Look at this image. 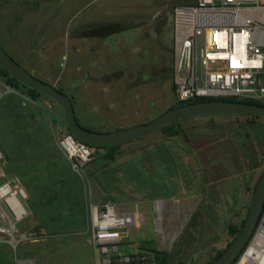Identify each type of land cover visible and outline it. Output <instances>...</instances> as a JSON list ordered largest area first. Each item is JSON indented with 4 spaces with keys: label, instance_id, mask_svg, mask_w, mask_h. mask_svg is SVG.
<instances>
[{
    "label": "rangeland",
    "instance_id": "1",
    "mask_svg": "<svg viewBox=\"0 0 264 264\" xmlns=\"http://www.w3.org/2000/svg\"><path fill=\"white\" fill-rule=\"evenodd\" d=\"M196 1L0 0V47L34 77L66 94L83 126L109 133L128 129L176 104L174 12ZM106 26L129 29L106 36ZM0 84L8 86L1 74ZM178 128L182 134L176 137L156 132L126 144L115 161L104 159L106 150H96L78 173L60 148L68 125L55 100L41 94L34 101L15 88L0 99L5 156L0 186L18 179L28 193L43 179L45 186H61L69 199L80 187L89 218L81 237L90 245L70 231L49 239L37 258L28 259L101 264L91 239L90 206L105 202L145 218L121 232L122 254L151 255L157 264L158 252L172 255L171 264H206L226 250L234 240L228 226L246 218L264 172V116L207 115L180 121ZM260 231L264 234V216ZM0 240L5 242L0 243L2 264L26 261L9 236L0 233ZM255 244L250 242L235 264H247Z\"/></svg>",
    "mask_w": 264,
    "mask_h": 264
},
{
    "label": "built area",
    "instance_id": "2",
    "mask_svg": "<svg viewBox=\"0 0 264 264\" xmlns=\"http://www.w3.org/2000/svg\"><path fill=\"white\" fill-rule=\"evenodd\" d=\"M174 55L176 103L220 98L264 102V5L260 0H197L176 7ZM13 91L0 84V99ZM60 148L78 173L93 161L95 149L72 134L62 137ZM4 161L0 149V167ZM27 199V190L18 179L0 186V233L10 237L14 249L33 240L31 235L17 234L18 224L29 216ZM90 214L91 239L102 256L101 264H155L151 255L129 256L119 251L121 232L143 224L142 214L121 212L113 202L91 205ZM262 223L263 218L251 242L264 238Z\"/></svg>",
    "mask_w": 264,
    "mask_h": 264
},
{
    "label": "water",
    "instance_id": "3",
    "mask_svg": "<svg viewBox=\"0 0 264 264\" xmlns=\"http://www.w3.org/2000/svg\"><path fill=\"white\" fill-rule=\"evenodd\" d=\"M7 2H42L47 0H3ZM0 66L26 86L55 100L64 110L68 130L79 141L93 147H115L146 138L167 126L189 118L207 115L264 116V105L235 101L209 100L172 108L155 120L136 127L110 133H100L81 126L76 118L71 99L31 73L23 69L0 47ZM264 212V172L256 187L246 221L231 245L209 264H234L243 249L252 239Z\"/></svg>",
    "mask_w": 264,
    "mask_h": 264
},
{
    "label": "crops",
    "instance_id": "4",
    "mask_svg": "<svg viewBox=\"0 0 264 264\" xmlns=\"http://www.w3.org/2000/svg\"><path fill=\"white\" fill-rule=\"evenodd\" d=\"M39 180L37 184L40 186L36 188L28 186L30 198L29 202H26V207L29 210V216L17 226L19 235L28 234L33 237V240L23 242L18 246L22 260L37 258L49 239L60 238L70 231L77 233L80 243L90 245L88 238L81 237L88 231L89 218L86 212L85 196L80 191V187L75 186L79 189L72 194V199H69L66 197L67 193L64 194L61 191V186H45L47 182L43 179ZM74 182L79 183L80 179H75ZM51 183L56 184V181ZM0 243L5 242L0 240ZM0 264H2L1 256Z\"/></svg>",
    "mask_w": 264,
    "mask_h": 264
},
{
    "label": "trees",
    "instance_id": "5",
    "mask_svg": "<svg viewBox=\"0 0 264 264\" xmlns=\"http://www.w3.org/2000/svg\"><path fill=\"white\" fill-rule=\"evenodd\" d=\"M106 31V36H110L114 33H117L119 31H122V30H127L129 29L128 27L126 28H121L120 30L119 29H116L117 27L115 26H106V27H103ZM100 29V28H99ZM102 29V28H101ZM96 32L97 31H94L93 34L96 35ZM0 74L1 76L3 77V79L5 80L6 84L15 88L17 91L19 92H22L26 95H28L31 99H33L34 101H38L39 97L41 94L43 93H40L34 89H31L30 87L26 86L25 84H23L22 82H20L19 80H17L15 77H13L10 73H8L6 70H4L1 66H0ZM62 92V91H61ZM209 100H224V101H235V102H243V103H248V104H256V105H264V102H259V101H254V100H239V99H227V98H220V99H196V100H192V101H189L187 103H176L172 108H176V107H179V106H182V105H186V104H190V103H197V102H202V101H209ZM171 108V109H172ZM249 116V115H247ZM254 118H261V116H252ZM77 118V116H76ZM77 121L78 123L83 126L80 121L78 120L77 118ZM179 122H175L169 126H167L166 128L162 129L159 131V133H163V134H166L167 136L169 137H176V136H179L182 134V130L178 128L179 126ZM255 123V122H253ZM84 128H87L89 130H92V131H95L91 128H88L86 126H83ZM99 132V131H97ZM68 133L71 134L68 130ZM100 133H109V132H100ZM126 145V144H125ZM125 145H121V146H115V147H93L96 150H106L107 151V154L106 156L104 157V159H107L108 161H115L116 160V157L119 156L121 154L120 150L122 149V147H124ZM95 154V153H94ZM94 157V155H93ZM94 160V158H93ZM258 185V183H257ZM256 185V187H257ZM256 190V189H255ZM254 196V195H253ZM250 209V207H249ZM248 216V213L246 214V218ZM263 216H264V212H263ZM262 216V218H263ZM246 218H244L240 224H230L228 226V234L233 237L234 239L238 236V234L240 233L245 221H246ZM262 220V219H261ZM252 239H250L249 243L251 242ZM234 241V240H233ZM232 241V242H233ZM231 242V243H232ZM231 243L229 244V246L231 245ZM249 243L246 245V247L243 249V251L241 252V254L244 252V250L247 248V246L249 245ZM228 246V247H229ZM225 250H221V251H218L216 253V255L214 257H212L206 264H209L211 263L212 261H214L215 259H217L220 255H222V253L224 252ZM240 254V256H241ZM161 255H163V257H161ZM239 256V257H240ZM239 257L237 258V260L235 261V263L238 261ZM172 259V255H166L165 253H158L156 254V262L157 264H171V260ZM234 263V264H235ZM13 264V263H11Z\"/></svg>",
    "mask_w": 264,
    "mask_h": 264
},
{
    "label": "bare ground",
    "instance_id": "6",
    "mask_svg": "<svg viewBox=\"0 0 264 264\" xmlns=\"http://www.w3.org/2000/svg\"><path fill=\"white\" fill-rule=\"evenodd\" d=\"M157 208H160V204L157 206ZM264 248V238H260L257 240L254 247L250 248L248 253V260L247 264H264V252L261 251V249ZM245 255V256H246ZM245 258V257H244Z\"/></svg>",
    "mask_w": 264,
    "mask_h": 264
}]
</instances>
